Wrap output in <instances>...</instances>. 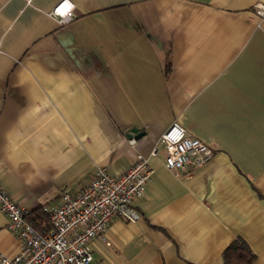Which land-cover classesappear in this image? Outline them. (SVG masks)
<instances>
[{
  "label": "crops",
  "instance_id": "obj_1",
  "mask_svg": "<svg viewBox=\"0 0 264 264\" xmlns=\"http://www.w3.org/2000/svg\"><path fill=\"white\" fill-rule=\"evenodd\" d=\"M0 0V184L53 205L139 153L153 174L89 264H219L238 236L264 264V0ZM212 158L176 176L149 153L172 122ZM132 127L143 132L129 143ZM0 211V253L19 241Z\"/></svg>",
  "mask_w": 264,
  "mask_h": 264
},
{
  "label": "built area",
  "instance_id": "obj_2",
  "mask_svg": "<svg viewBox=\"0 0 264 264\" xmlns=\"http://www.w3.org/2000/svg\"><path fill=\"white\" fill-rule=\"evenodd\" d=\"M66 3L70 5L67 9ZM255 8L257 14L264 16L263 4ZM74 14L70 0L56 2L48 12L59 24L68 23ZM134 139L130 137L129 143L133 145ZM157 140L149 153L158 154L161 145L163 164L176 176L201 167L212 158L211 148L200 138L188 135L176 121ZM148 164L147 157L138 153L135 161L118 175L101 168L76 186L63 188L57 203L41 207L50 224L45 232L28 221L31 209L10 197L0 184V211L7 216L6 229L19 241L15 254L0 253V264L91 263L92 240L98 239L105 246H111L105 230L113 218L139 220L140 213L133 202L144 196L145 185L153 174Z\"/></svg>",
  "mask_w": 264,
  "mask_h": 264
},
{
  "label": "trees",
  "instance_id": "obj_3",
  "mask_svg": "<svg viewBox=\"0 0 264 264\" xmlns=\"http://www.w3.org/2000/svg\"><path fill=\"white\" fill-rule=\"evenodd\" d=\"M43 204L31 209L27 215L30 221L39 231L45 232L50 228L47 216L42 211ZM248 244L242 238L236 236L221 251V262L219 264H254L255 253L250 250Z\"/></svg>",
  "mask_w": 264,
  "mask_h": 264
},
{
  "label": "water",
  "instance_id": "obj_4",
  "mask_svg": "<svg viewBox=\"0 0 264 264\" xmlns=\"http://www.w3.org/2000/svg\"><path fill=\"white\" fill-rule=\"evenodd\" d=\"M143 134V132H140L138 128L132 127L130 129V132L128 133L129 138L130 137H135L138 138L139 136H141Z\"/></svg>",
  "mask_w": 264,
  "mask_h": 264
},
{
  "label": "snow or ice",
  "instance_id": "obj_5",
  "mask_svg": "<svg viewBox=\"0 0 264 264\" xmlns=\"http://www.w3.org/2000/svg\"><path fill=\"white\" fill-rule=\"evenodd\" d=\"M70 7V5L69 4H65V8L67 9V8H69Z\"/></svg>",
  "mask_w": 264,
  "mask_h": 264
}]
</instances>
